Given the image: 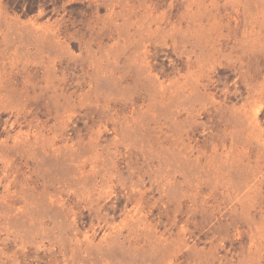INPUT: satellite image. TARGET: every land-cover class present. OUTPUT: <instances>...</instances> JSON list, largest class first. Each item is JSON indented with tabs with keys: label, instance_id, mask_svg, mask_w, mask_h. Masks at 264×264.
Segmentation results:
<instances>
[{
	"label": "rangeland",
	"instance_id": "1",
	"mask_svg": "<svg viewBox=\"0 0 264 264\" xmlns=\"http://www.w3.org/2000/svg\"><path fill=\"white\" fill-rule=\"evenodd\" d=\"M0 264H264V0H0Z\"/></svg>",
	"mask_w": 264,
	"mask_h": 264
}]
</instances>
